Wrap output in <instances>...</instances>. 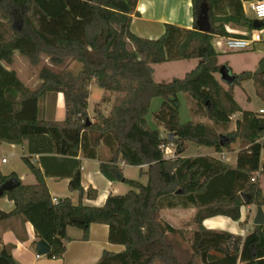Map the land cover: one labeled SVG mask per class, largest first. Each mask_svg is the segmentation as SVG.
<instances>
[{"label":"trees","instance_id":"trees-1","mask_svg":"<svg viewBox=\"0 0 264 264\" xmlns=\"http://www.w3.org/2000/svg\"><path fill=\"white\" fill-rule=\"evenodd\" d=\"M254 1L261 0H244ZM137 3L0 0V143L22 145L28 141L31 146L36 142L40 149L30 147V151L74 158L85 142H102L112 150L113 159L110 164H101V173L111 182L134 189L123 196L110 195L101 208L82 203L76 206L69 198L55 201L41 169L24 158L36 183L24 185L15 174L0 177V186L11 179L20 182L1 197L13 201L15 209L0 212V223L16 217L30 223L37 237L49 244L50 259H63L69 227L82 230L83 239L88 240L91 225L101 224L109 227V242L126 250L106 252L98 264H184L169 240L179 231L161 219V212L196 208L192 249L203 264H264V226L245 239L242 250L230 247L238 241L233 235L202 228L204 220L217 216L240 221L241 208L246 205L243 195L251 196L249 205H264L258 182V176L264 175V113L243 111L233 93L235 85L256 80L263 89L259 97L264 103V60L256 73L244 72L226 89L215 77L220 66L213 45L218 38L246 37L229 34L226 25H245L253 30L254 24L246 18L241 0H193L194 29L167 25L163 42L148 40L131 31ZM203 3L210 7V33L200 32L196 24ZM16 54L34 66L40 64L42 56L48 59L50 67L41 69V84L36 89L25 86L14 70L7 69L14 64ZM184 60H199L200 65L183 79L154 81V65ZM73 63L82 65L78 75L69 71ZM92 84L115 97L110 115L97 116L94 124L88 122L87 113ZM49 93L64 95L65 121L39 119V102ZM180 94L189 95L196 112L216 128L228 130L233 116L241 114V118L227 136L202 123L183 124ZM154 99L163 100L155 121L177 136L174 143L162 140V132L148 123ZM238 143L236 167L207 157H181L188 144L231 153ZM170 144L175 147V159H167L163 152ZM120 163L148 166V184L126 179ZM68 177L70 190L78 192L81 199L85 195L91 200L97 197L95 190L86 193L82 187L80 165ZM254 178L256 182H252ZM211 253L221 257L212 258ZM0 264H17L7 247L0 252Z\"/></svg>","mask_w":264,"mask_h":264},{"label":"crops","instance_id":"crops-1","mask_svg":"<svg viewBox=\"0 0 264 264\" xmlns=\"http://www.w3.org/2000/svg\"><path fill=\"white\" fill-rule=\"evenodd\" d=\"M251 3L252 2L242 1L245 16L248 20L253 22L254 29L249 30L248 26L245 25L229 24L226 25V30L229 34L248 37L256 30L264 27V21L257 20L252 9V15L248 12V6L251 8ZM228 13L230 12L228 11ZM167 25H174L187 30L194 29L193 0H138L136 12L135 15H133L131 23V31L133 34L143 39L160 40L165 33ZM227 39L218 38L213 43L216 52L219 54L218 65L220 67L223 66V64L220 63V58L227 52L225 44ZM246 52H255L264 60V43L253 45L247 49ZM22 58L21 55L16 54L14 64L7 67V69L14 70L25 86L36 89L37 86L41 84V81H37V83L31 87L28 81L24 79L22 69L18 65V61ZM261 61L255 71L244 72L256 73L260 68ZM76 64L77 63H73L69 67V71L74 75H78L82 71L81 68L73 72V69L77 67ZM165 65L169 64L163 63L152 67L153 78L156 83H170L178 79H183L187 74L197 69L200 65V61L184 60L175 62L176 66ZM160 66H165V68H158ZM226 66L230 69L229 65L226 64ZM162 69L165 70V73H158V71H162ZM176 70H180L183 77L180 78L179 76L181 75H175L173 72ZM244 72L231 73L234 76H240ZM215 77L222 84L224 83L221 81L219 74H216ZM249 81L252 80L244 81L241 85ZM224 85L225 84H223V86ZM89 91L90 96L87 109L88 120L94 124L97 116L108 117L110 115L115 97L111 93H106L96 84H92ZM104 98L107 99L105 103L103 102ZM187 99L189 110L194 118V121L191 122L202 123L209 126L210 124L208 123L211 121L208 120L209 122H206L202 119L204 116L196 113V105L193 99L190 96ZM156 101L157 99L152 101L151 108ZM252 112L264 113V108L260 111ZM237 116L240 119V114H237ZM39 119L48 122L65 121L66 106L65 98L62 93H49L40 100ZM155 124L156 127H150L160 130L165 135L168 134L163 126H159L156 122ZM90 135V132H88L87 136L90 137ZM48 145L49 144H46L47 148ZM30 147L34 150L39 148L36 142H33L31 146L28 141H25L22 145L0 143V148L11 151V155L18 159V161L28 158L32 164L41 169L45 175L49 192L55 201L69 198L76 206L82 203L84 206L101 208L105 205L110 195L123 196L134 190L125 183L111 182L101 173V164H110L113 159L112 150L102 142L97 145L91 140L85 142L78 156L74 158L58 157L50 153V151H30ZM189 148L190 144H188L187 151ZM198 148L197 155L186 156V151L181 157H207L225 161L232 167H236L237 165L238 158H236L234 164H231L228 159L229 154L234 151L230 153L224 150L222 153H219L213 148ZM209 149L212 151L209 152ZM262 161L264 162V153L262 154ZM3 163L8 164L6 160H4ZM77 165L81 166V184L85 192L87 193L89 189H93L97 192V197L94 200L88 199L86 195L81 199L78 192H72L69 188L71 178L68 176L74 172ZM119 166L123 169L126 179L137 181L143 185L148 184L149 177L146 175L148 166L132 167L126 166L123 163H120ZM13 174H15L24 185H34L36 183V178L30 169L24 168L19 163L16 167H11L7 170L0 169V177H10ZM258 182L264 196V175L258 176ZM261 207L264 212V205ZM257 208V205L243 206L241 208V219L238 222L224 216L206 219L202 223V228L210 232L233 235L238 241L237 243L232 242L230 247L242 250L245 239L253 234L257 230V227H259L254 224ZM14 209L15 204L13 201L9 200L7 197L0 199V212L11 213ZM196 213V208L184 209L181 207L176 209H165L161 212V219L179 231L177 235L172 237V241L176 249L178 260L181 263H183V261L179 258V254H181L180 252L183 248L189 245V248H191L190 251L189 249L185 250L188 258L186 256L184 258L188 260V263L193 262L196 264L198 260H200L203 264L200 257L196 256L192 249L193 236L196 232L195 224H192V221H194ZM67 236L69 240L66 242V252L63 259L55 260L50 259L48 256H40L36 250L37 243L40 239L37 237L34 227L30 223L24 222L21 218L16 217L0 223V252L3 247L9 248L17 264H98L106 252L120 254L126 250L124 246L112 245L109 242V227L107 225H91L88 240L83 239L84 233L82 230L74 227H69L67 229ZM211 257L217 259L221 257V254L211 253ZM239 264L241 263L239 262Z\"/></svg>","mask_w":264,"mask_h":264},{"label":"rangeland","instance_id":"rangeland-1","mask_svg":"<svg viewBox=\"0 0 264 264\" xmlns=\"http://www.w3.org/2000/svg\"><path fill=\"white\" fill-rule=\"evenodd\" d=\"M248 12L251 15L253 14L250 6H248ZM226 50L227 52L224 53V55L220 58V63H222L223 65H226V64L229 65L230 70L232 69L231 70L232 73L233 72L241 73L244 71H255L257 67L259 66V62L262 60V58H260L255 52H246V50H240V51L230 50L227 47H226ZM175 62H178V61L168 62L169 65H165V66H176ZM18 65L22 69V75L24 79L28 81L31 87H33L37 83V81H39V73L41 69L45 66L50 67L49 61L45 56H42L41 62L38 66L32 65L31 62L24 57L18 61ZM76 65L77 67L73 69V72H76L77 70L82 68L81 64L77 63ZM165 66L164 67L160 66L158 68H165ZM54 70L61 71L62 68H54ZM160 72H162L161 74H163L165 73V70L162 69V71H158V73ZM173 73H175V75H181L179 76L180 78L183 77L182 74L180 73V70L179 71L176 70ZM223 84H225L224 86L226 89H229L228 84L226 83H223ZM262 91H263L262 87H260V85L256 83V80L246 82L243 85L241 84L235 85L233 87V93L235 95V99L238 102V104L241 106L243 111H260L264 108V104L259 97V94ZM187 98H189V95H186V94L179 95V99L181 101L180 102L181 103L180 104L181 105L180 118L183 124L194 121L193 115L191 114V111L189 110V104L187 102L188 101ZM162 104H163V100L157 99V101L153 103V107L151 108L150 114L147 117V120L152 128L156 127V124H155L156 121H155L154 115L156 112L160 110ZM196 110H197V107H196ZM240 118H241V114H240ZM202 119H204L206 122H209L207 118L203 117ZM238 119L239 117L237 116V114L232 117L231 125L229 126L228 130L220 128V127L216 128L211 122L208 124H210L209 126L214 128L220 135L227 136L235 128V124ZM240 148H241V144L239 143L233 146L234 152L229 154L228 156V159L231 164H234L236 161V158H238V153L240 151ZM198 149L199 148L196 145L190 144V148L186 152L185 155L186 156L197 155ZM210 151L212 150L209 149V152ZM4 160H6L8 164H4L3 163ZM18 163L24 168L26 167L27 169H29L23 159H20L18 161V159H16L14 156L11 155V151L0 148V169L7 170V169H10L11 167H16ZM192 224H194V221H192ZM169 240L173 242L172 241L173 239H171V237ZM188 249L189 251L191 249L189 248V245L183 248L180 252L181 254H179V258L183 261V263H188V260L184 258L185 256L188 258V255L185 253V250H188ZM196 264H202V263L200 262V260H198Z\"/></svg>","mask_w":264,"mask_h":264},{"label":"water","instance_id":"water-1","mask_svg":"<svg viewBox=\"0 0 264 264\" xmlns=\"http://www.w3.org/2000/svg\"><path fill=\"white\" fill-rule=\"evenodd\" d=\"M196 24H197L198 30L202 33H210L212 31L211 18H210V7L207 3H203L200 6V11H199ZM160 40L162 42L164 41L163 38H161ZM219 75H220L221 81L228 85H232L238 79L237 76H234L230 72V69L226 65H223L220 67ZM88 122H90V120H88ZM160 137L162 140H168L170 143H174L177 136L172 133H168L167 135L161 133ZM19 185H20V182L17 179H11L7 181L6 183L2 184L0 186V198L3 197L6 192L12 191ZM243 199H244L245 204L249 205V199H251V196L243 195ZM254 224L256 226H264V212L261 206L257 208V214L254 220ZM36 250L40 256H49L51 248L46 241L40 240L37 243Z\"/></svg>","mask_w":264,"mask_h":264},{"label":"built area","instance_id":"built-area-1","mask_svg":"<svg viewBox=\"0 0 264 264\" xmlns=\"http://www.w3.org/2000/svg\"><path fill=\"white\" fill-rule=\"evenodd\" d=\"M251 9L257 20L264 21V0L252 2ZM258 43H264V27L256 30L252 35L245 38H228L225 44L226 47L230 50L240 51L247 50L251 46L256 45ZM163 152L167 159L176 158V153L173 144L163 147ZM252 182H256V179L254 178Z\"/></svg>","mask_w":264,"mask_h":264}]
</instances>
